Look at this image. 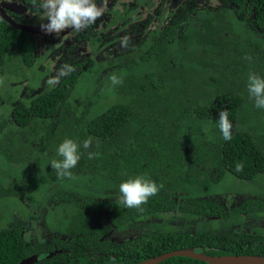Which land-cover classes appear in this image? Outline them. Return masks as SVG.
<instances>
[{"label": "trees", "instance_id": "1", "mask_svg": "<svg viewBox=\"0 0 264 264\" xmlns=\"http://www.w3.org/2000/svg\"><path fill=\"white\" fill-rule=\"evenodd\" d=\"M14 35L0 20V76L7 75L0 89V170L15 172L10 184L0 183V203L15 199L28 215L29 205L46 204V217L69 237L29 240L6 206L0 213V264H18L35 253L39 259L32 264H132L188 247L209 255L264 256V246L234 244L239 238L244 245L245 238L216 234L217 220L199 219L222 212L210 194L233 191L214 189L228 174L240 180L234 190L246 194L242 211L257 215L253 208L264 203V109L255 107L247 91L250 72L264 76V0H218L201 7L194 2L190 9L182 4L149 40L101 61L64 60L52 75L51 62L45 70L34 67L28 36L18 44ZM63 64L75 70L50 87L47 80ZM113 74L123 83L113 86ZM222 110L233 121L230 141L217 124ZM65 138L80 142L84 155L73 178L60 180L50 161L59 159L56 150ZM89 138L92 146L85 150L82 143ZM88 151L99 155L88 159ZM238 163L241 172L235 170ZM138 174L164 187L142 210L119 206V184ZM198 187L204 194H196ZM178 218L182 225L174 226ZM188 221L197 226L188 227ZM144 222L153 227L132 238L108 236L112 227ZM55 249L61 251L49 257ZM157 264L207 263L173 256Z\"/></svg>", "mask_w": 264, "mask_h": 264}, {"label": "flooded vegetation", "instance_id": "2", "mask_svg": "<svg viewBox=\"0 0 264 264\" xmlns=\"http://www.w3.org/2000/svg\"><path fill=\"white\" fill-rule=\"evenodd\" d=\"M194 2L197 3L198 7H201L211 5L214 2L217 3L218 0H109L108 11L96 24L79 33L67 29L59 36L55 33L48 34L42 30L41 24L48 21L34 14L35 7L32 0H0V20L12 28L15 34L13 40L18 38V44L21 42V36H28L26 40L34 44L33 63L37 62L35 67L45 70L46 63L51 62L49 65L52 72L49 74L52 75L53 69H57L58 64L64 60L82 61L85 57L86 59L95 57L101 61L104 55H109V57L113 54L120 55L127 50V47L122 46L123 40L126 39L128 45L139 40H149L148 36L151 35V32L159 29L163 23L173 20L178 11V6L187 4L190 9ZM4 16L22 26L23 29L14 26L10 21H6ZM152 16L157 17V19L149 20ZM134 23L137 25H133ZM91 44H95L96 48L93 49ZM11 85L14 83L12 82ZM38 90L40 88L36 91ZM244 199L245 195L236 190L224 192L223 196L212 199L217 201L218 205H223L222 212L211 217H215L213 220H217L220 225L216 231H222L225 227V221L228 220L230 225L238 226L241 229L248 247H253L259 241H264V203L253 208L257 213V215H253L240 209L245 206ZM236 214L241 216L240 220L232 217ZM45 218L46 215L43 216L42 220L46 224ZM199 219H202L201 223L209 220L202 217ZM176 220L177 222H175ZM176 220L172 222L174 226L182 225L180 218ZM196 223L188 221V227H196ZM132 235H128V237ZM67 237H69L68 234ZM50 242L53 243V240H49L48 243ZM231 242L244 246L239 238L233 239ZM55 251L61 250L55 249ZM54 253L56 252L49 251L48 256L51 257ZM39 255L35 253L24 257L18 264H32L35 260L38 261ZM37 256L38 259H36Z\"/></svg>", "mask_w": 264, "mask_h": 264}, {"label": "clouds", "instance_id": "3", "mask_svg": "<svg viewBox=\"0 0 264 264\" xmlns=\"http://www.w3.org/2000/svg\"><path fill=\"white\" fill-rule=\"evenodd\" d=\"M32 4L35 7L34 14L39 15L41 19H46L48 21L47 23L41 24L42 30L48 34L55 33L57 36H59L62 32H65V30L67 29H72L74 32L79 33L89 28L90 26L96 24V22L101 17H103L104 14L108 11L109 0H38V2L37 0H32ZM127 45H128V41L126 39L123 40L122 46L127 47ZM245 59L251 60V57L246 56ZM74 70H75L74 67L70 64L61 65V67L57 70V72L47 80V84L50 87H55L56 85L59 84L61 78L67 76ZM6 76L7 75L0 76V87L5 85L7 79ZM110 80L113 86L123 83L122 78L118 77L115 74L110 76ZM12 87L13 85H10L8 91L12 90ZM39 88L40 87H38L37 89ZM36 90L32 92L30 91L31 95H34L36 92L39 91ZM247 91L249 94V99L254 101L255 107L257 109H264V76H261L255 72H250L247 80ZM217 124L223 140L230 141L232 139L234 125H233V121L230 120L229 118V113L227 110L220 111ZM91 146H92L91 138L84 140L82 143V147L85 150L90 149ZM97 147H99L98 141H97ZM56 152L59 159H52L50 161L52 170L55 171L57 178L60 180L72 179L73 178L72 169H74L77 166L81 157L84 155V153L81 151V143L72 138H65L59 144ZM87 155H88V159H95L99 155V153L88 151ZM235 170L237 172L243 171V165L238 163L236 165ZM163 187H164L163 183H157L155 179L151 178L147 174H138L135 176H130L129 178L121 182L118 186L119 198L117 203L119 206L122 207L142 210V206L145 205L151 197L157 195ZM223 193L224 192L219 194H210V199H214L218 196H223ZM214 218L215 217H208V219L211 220H213ZM104 219L106 220V217H104ZM161 221L162 219H154V221L152 222L153 224H155L156 222H161ZM149 224L150 222H144L138 224L136 227L121 229V230L117 229L116 227H112V229L108 233V236H110V238L113 240L122 241L128 236H125L124 238H115L110 234L113 231L123 232V231H131L135 229L136 233L133 232L132 233L133 235L129 237L132 238L137 234L144 233L148 229H151L153 226L150 228ZM224 225L225 227L222 229V231H216V234H222L228 232V233H234L244 238L243 232L241 231L240 228H238V226L230 225L228 220L225 221ZM140 228L143 229L140 230ZM57 230H58L57 234H60V229L58 228ZM23 235L27 238L26 234H24V231H23ZM34 240H38V239H34ZM256 245L263 247L264 241H259ZM244 246H247L248 248L246 241H244ZM242 254L258 255L256 253H242Z\"/></svg>", "mask_w": 264, "mask_h": 264}, {"label": "rangeland", "instance_id": "4", "mask_svg": "<svg viewBox=\"0 0 264 264\" xmlns=\"http://www.w3.org/2000/svg\"><path fill=\"white\" fill-rule=\"evenodd\" d=\"M29 73H32V70H29ZM2 87H0L1 89ZM17 90V88L15 89ZM11 94L7 95V99H3V101H6L10 98ZM26 98V97H25ZM109 98L112 101H116L117 98L115 96L110 95ZM106 101H109L108 98H106ZM13 102H11L12 104ZM94 105H97L96 102ZM2 164L0 163V167ZM10 171V172H9ZM15 172L12 173V169L9 170L7 168L1 169L0 170V183H5V185L10 184L11 178L14 176ZM9 176L4 178L6 182L1 181L2 177ZM240 183V180L235 179L232 175H225L221 181H219L218 184L215 185V190L217 191H225V190H234L236 189V186ZM212 190V189H210ZM205 189L198 187L196 189V194H204ZM245 194V193H244ZM246 195V194H245ZM19 201L12 199L8 200L6 202L0 203V213H6V206H8L11 210H13L11 219H13L14 215L17 220H12L15 224L19 225L23 231L24 234H26L28 239H38V240H45L49 241L52 239H56L60 237V234H57V229L59 228L60 231H63L62 228L59 227V224L54 221L51 217H46L45 221L46 224L43 222V216H45L47 213V205H42V204H37L34 206L29 205V212L30 214L28 215L25 211H27L26 207H19L17 209ZM26 216V218H24ZM53 216V215H52ZM177 222V220L175 221ZM190 226H192L190 224ZM58 227V228H57ZM143 228H140L142 230ZM133 232H136V230H131V231H123V232H117L113 231L110 235L115 237V238H124L125 236L131 235ZM42 233L45 234V239L42 237Z\"/></svg>", "mask_w": 264, "mask_h": 264}, {"label": "water", "instance_id": "5", "mask_svg": "<svg viewBox=\"0 0 264 264\" xmlns=\"http://www.w3.org/2000/svg\"><path fill=\"white\" fill-rule=\"evenodd\" d=\"M6 21H10L14 26L23 29L22 26L15 24L12 20L4 16ZM173 256H187L207 262L208 264H264V256L255 254H226L209 255L194 250L193 248H179L162 254L147 258L133 264H155Z\"/></svg>", "mask_w": 264, "mask_h": 264}, {"label": "crops", "instance_id": "6", "mask_svg": "<svg viewBox=\"0 0 264 264\" xmlns=\"http://www.w3.org/2000/svg\"><path fill=\"white\" fill-rule=\"evenodd\" d=\"M67 234H69L67 230L60 231V235H61L60 237H67Z\"/></svg>", "mask_w": 264, "mask_h": 264}]
</instances>
